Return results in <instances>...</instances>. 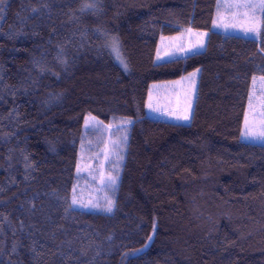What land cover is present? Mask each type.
Masks as SVG:
<instances>
[{"label": "trees", "instance_id": "obj_1", "mask_svg": "<svg viewBox=\"0 0 264 264\" xmlns=\"http://www.w3.org/2000/svg\"><path fill=\"white\" fill-rule=\"evenodd\" d=\"M218 3L0 0V264H264V146L241 140L264 26L213 32ZM187 29L206 50L157 64ZM196 70L190 125L148 117ZM87 116L133 121L112 215L71 206Z\"/></svg>", "mask_w": 264, "mask_h": 264}, {"label": "rangeland", "instance_id": "obj_2", "mask_svg": "<svg viewBox=\"0 0 264 264\" xmlns=\"http://www.w3.org/2000/svg\"><path fill=\"white\" fill-rule=\"evenodd\" d=\"M261 0H219L212 26L213 32L260 40L263 34L264 9ZM256 5V7H243ZM208 32L187 29L174 36H161L156 63L202 53L208 43ZM119 45V44H118ZM115 60L128 70L122 52L115 44ZM201 70H196L173 82L156 83L150 87L147 115L156 121L190 125L198 95ZM187 116V119L184 117ZM133 121L114 118L104 123L87 116L77 177L71 193L72 209L112 215L126 161ZM241 140L264 146V77L252 82ZM75 199L76 203H73ZM111 204V211L108 210Z\"/></svg>", "mask_w": 264, "mask_h": 264}, {"label": "snow or ice", "instance_id": "obj_3", "mask_svg": "<svg viewBox=\"0 0 264 264\" xmlns=\"http://www.w3.org/2000/svg\"><path fill=\"white\" fill-rule=\"evenodd\" d=\"M262 9H264V0H261V4L259 5ZM243 7H256V5H243ZM113 50H116V47L115 45H113ZM188 117L185 116L184 119H187ZM73 203H76L75 199L73 200ZM109 211H111V204H109V208H108Z\"/></svg>", "mask_w": 264, "mask_h": 264}]
</instances>
